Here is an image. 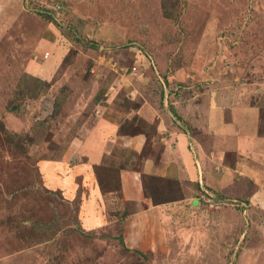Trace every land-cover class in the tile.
I'll return each mask as SVG.
<instances>
[{"label": "rangeland", "instance_id": "rangeland-1", "mask_svg": "<svg viewBox=\"0 0 264 264\" xmlns=\"http://www.w3.org/2000/svg\"><path fill=\"white\" fill-rule=\"evenodd\" d=\"M208 98L264 136V0H0V264H264V199L135 188Z\"/></svg>", "mask_w": 264, "mask_h": 264}, {"label": "crops", "instance_id": "crops-1", "mask_svg": "<svg viewBox=\"0 0 264 264\" xmlns=\"http://www.w3.org/2000/svg\"><path fill=\"white\" fill-rule=\"evenodd\" d=\"M205 103V127L210 135L209 142L203 143L187 131L178 129V123L173 122L171 129H162L159 124L157 141L153 139L152 144H158L161 153L156 160L144 162L143 171H136L137 176L139 179L143 175L155 176L178 183L182 196L171 201L172 203L187 199L189 195L197 200V196L213 194L220 197L228 194L234 197L232 200L243 198L251 202L263 201L264 191L261 187H264V136L259 134L260 119L255 108L227 111V106L220 104L223 110L218 107L219 110L215 113L214 99L208 98ZM109 125L112 126L110 123ZM105 131L109 133L110 130ZM92 144V151H88L91 153L89 161L96 160L99 149L102 150V145L99 144L98 149L95 148L96 143ZM230 154L234 159L231 166L227 164V156ZM137 186L135 188L140 189L139 193L144 191L142 185ZM130 201L139 203L137 199ZM141 204L145 205V209L134 211L131 220L134 223L137 220L144 221L141 227L143 234L145 227L152 225L151 219L145 221V218H149V213L154 210L153 207L146 209V202L142 201ZM92 217L93 221V214ZM155 227L157 228V224Z\"/></svg>", "mask_w": 264, "mask_h": 264}, {"label": "trees", "instance_id": "trees-1", "mask_svg": "<svg viewBox=\"0 0 264 264\" xmlns=\"http://www.w3.org/2000/svg\"><path fill=\"white\" fill-rule=\"evenodd\" d=\"M144 178H145V184H146L143 187L144 188V192L146 193V196L148 198H150L151 202L154 205H159V204L171 202V201L174 200V199L168 200V199L162 197L159 194V190H162V189H161V187L157 186V184L161 183V184H166L167 187H168L169 184H174L173 181H170V180H167V179H161V178H158V177H155V176H146ZM149 181H150L151 184L149 183ZM154 181H156V182H154ZM167 187L163 186L162 188L163 189H167ZM139 205H140V207H138V209L135 210L136 212H139V211H142V210L145 209V205H143V204H139Z\"/></svg>", "mask_w": 264, "mask_h": 264}]
</instances>
